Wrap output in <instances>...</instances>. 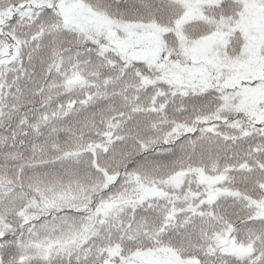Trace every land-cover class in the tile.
Masks as SVG:
<instances>
[{"label": "snow or ice", "instance_id": "snow-or-ice-1", "mask_svg": "<svg viewBox=\"0 0 264 264\" xmlns=\"http://www.w3.org/2000/svg\"><path fill=\"white\" fill-rule=\"evenodd\" d=\"M0 264H264V0H0Z\"/></svg>", "mask_w": 264, "mask_h": 264}]
</instances>
